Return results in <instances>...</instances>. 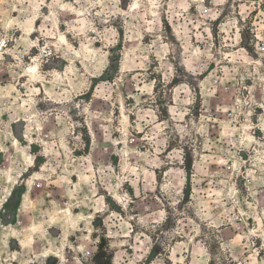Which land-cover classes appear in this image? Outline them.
Listing matches in <instances>:
<instances>
[{
  "label": "rangeland",
  "instance_id": "374dc122",
  "mask_svg": "<svg viewBox=\"0 0 264 264\" xmlns=\"http://www.w3.org/2000/svg\"><path fill=\"white\" fill-rule=\"evenodd\" d=\"M0 264H264V0H0Z\"/></svg>",
  "mask_w": 264,
  "mask_h": 264
},
{
  "label": "trees",
  "instance_id": "16d2710c",
  "mask_svg": "<svg viewBox=\"0 0 264 264\" xmlns=\"http://www.w3.org/2000/svg\"><path fill=\"white\" fill-rule=\"evenodd\" d=\"M152 81L154 82V84H155V86H154V92L156 91V88H157V86H156V79H152Z\"/></svg>",
  "mask_w": 264,
  "mask_h": 264
},
{
  "label": "bare ground",
  "instance_id": "6f19581e",
  "mask_svg": "<svg viewBox=\"0 0 264 264\" xmlns=\"http://www.w3.org/2000/svg\"><path fill=\"white\" fill-rule=\"evenodd\" d=\"M28 70V69H27ZM29 70L31 71L32 69L31 68H29ZM32 72V71H31Z\"/></svg>",
  "mask_w": 264,
  "mask_h": 264
}]
</instances>
